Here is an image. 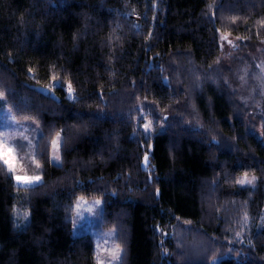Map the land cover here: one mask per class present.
<instances>
[{"label": "trees", "instance_id": "obj_1", "mask_svg": "<svg viewBox=\"0 0 264 264\" xmlns=\"http://www.w3.org/2000/svg\"><path fill=\"white\" fill-rule=\"evenodd\" d=\"M222 37L264 45V0H0V97L39 127L43 178L0 161V264H97L81 195L120 264H264V101L242 103Z\"/></svg>", "mask_w": 264, "mask_h": 264}, {"label": "rangeland", "instance_id": "obj_2", "mask_svg": "<svg viewBox=\"0 0 264 264\" xmlns=\"http://www.w3.org/2000/svg\"><path fill=\"white\" fill-rule=\"evenodd\" d=\"M229 41L231 43H229ZM243 42L229 37L222 43V54L223 63L233 68V75H231V81L236 83V91L241 95L242 103L246 104L250 110L258 109L257 99L260 97L264 101V45H258L254 50L248 49L243 52ZM240 52V53H239ZM229 77V76H228ZM14 118V119H13ZM40 132L39 127H37L32 122L20 121L18 120L8 105L5 103L4 99L0 97V133L5 134L0 136L4 138L5 142L14 150L16 172L14 175H23L26 173L29 176L37 175L35 169V146L36 139H38V133ZM28 137V140H24L23 137ZM60 136V148L59 155L60 160L56 162L52 159V148H51V163L60 164L61 163V145L62 136ZM21 169L23 171H21ZM41 180L32 186H22L20 187H34L43 182L42 176ZM252 179V178H249ZM87 204H84L81 208L79 214L75 210L74 216V232L79 235L81 232L89 231L94 239L95 244V255L97 259V242L103 247L111 249L116 245V232L112 230L104 231L100 227L101 217L103 213V200L101 205H95L96 199H86ZM92 206L93 211L88 212L86 209ZM186 238V240H185ZM184 236V242L186 243L185 248L192 244L196 237L193 235L189 237ZM106 241V243H105ZM202 243L199 244V240L196 239L195 243L199 245L201 251L199 254H205L209 249V243L201 240ZM184 243V244H185ZM185 249V250H187ZM123 257V253L120 249L119 259L113 261L108 252H101L100 258L105 261V264H120ZM219 258L214 259L211 264H218Z\"/></svg>", "mask_w": 264, "mask_h": 264}, {"label": "snow or ice", "instance_id": "obj_3", "mask_svg": "<svg viewBox=\"0 0 264 264\" xmlns=\"http://www.w3.org/2000/svg\"><path fill=\"white\" fill-rule=\"evenodd\" d=\"M223 39H227V37H222ZM229 43H231L229 41ZM29 71L31 72L32 70L29 69ZM52 80L55 81L56 77L53 76ZM59 86L61 88L64 87L63 83H60ZM68 94H69V98H72V89L71 86L69 85L67 88ZM2 95V94H0ZM142 111V110H141ZM14 119V118H13ZM143 128L145 130L146 133H150L151 129L149 127L148 123H144L143 124ZM5 134L0 133V136H4ZM24 140H28V137L24 136L23 137ZM51 148H52V159L56 162H59L60 160V155H59V148H60V136L59 134L56 135V138L51 140ZM15 155H14V150L13 148H11L6 142L4 138H0V161L3 162L4 165L7 166L8 171L15 173L16 172V164H15ZM147 158H145L146 160ZM35 166L36 168H40L41 165L39 163V161L34 160ZM21 171H23L21 169ZM15 182L18 185H22V186H32L35 185L36 183H38L41 180V177L39 175H32L29 176L26 173H24L23 175H15L14 176ZM254 177L252 179L248 178L247 173L244 174V176L240 179H238L236 182L238 184L244 185V184H252L254 181ZM88 201L86 200L85 196L81 195L78 197L77 202H76V211L79 214L81 208L83 207L84 204H87ZM102 201L99 199L95 200V205H101ZM88 212H92L93 208L92 206H89L86 209ZM24 218L26 219L28 216V213L25 212L23 214ZM247 219V217H245V220ZM239 235V234H238ZM106 243V241H105ZM97 264H105V261L103 259L100 258V254L101 252H108L109 255L111 256L112 260H118L119 259V252H120V247L119 245H115L111 251H109V249L107 248H103L98 242H97Z\"/></svg>", "mask_w": 264, "mask_h": 264}, {"label": "water", "instance_id": "obj_4", "mask_svg": "<svg viewBox=\"0 0 264 264\" xmlns=\"http://www.w3.org/2000/svg\"><path fill=\"white\" fill-rule=\"evenodd\" d=\"M31 89L35 90L36 92H39L45 96H51L52 98L58 100L54 93H51V90L49 88L45 87H39V86H30Z\"/></svg>", "mask_w": 264, "mask_h": 264}]
</instances>
